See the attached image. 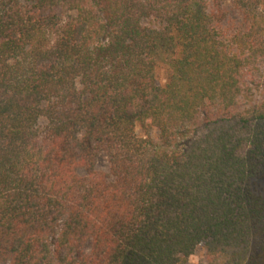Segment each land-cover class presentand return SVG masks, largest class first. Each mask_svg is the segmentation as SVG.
<instances>
[{
	"label": "trees",
	"instance_id": "1",
	"mask_svg": "<svg viewBox=\"0 0 264 264\" xmlns=\"http://www.w3.org/2000/svg\"><path fill=\"white\" fill-rule=\"evenodd\" d=\"M260 179L264 0H0V264H264Z\"/></svg>",
	"mask_w": 264,
	"mask_h": 264
},
{
	"label": "rangeland",
	"instance_id": "2",
	"mask_svg": "<svg viewBox=\"0 0 264 264\" xmlns=\"http://www.w3.org/2000/svg\"><path fill=\"white\" fill-rule=\"evenodd\" d=\"M158 75L160 82L162 84H165L168 79V70L166 66H161L158 68ZM147 125V127H142L141 125H139L137 127V133L144 138H150L152 141L157 142L159 140V130L154 126H151L149 124ZM108 166V156L107 154H102L99 157L98 167L101 170H107ZM254 188L257 192L264 194V180H258L255 183ZM187 264H209L206 256V251L202 248L196 250Z\"/></svg>",
	"mask_w": 264,
	"mask_h": 264
}]
</instances>
